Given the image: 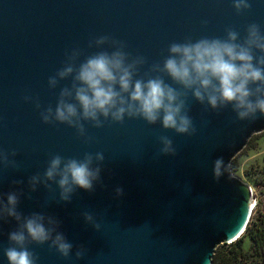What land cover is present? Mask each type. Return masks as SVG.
Wrapping results in <instances>:
<instances>
[{"label": "water", "instance_id": "95a60500", "mask_svg": "<svg viewBox=\"0 0 264 264\" xmlns=\"http://www.w3.org/2000/svg\"><path fill=\"white\" fill-rule=\"evenodd\" d=\"M250 2L248 11L237 13L231 0H0V149L17 153L16 168H0V193L23 190L18 211L54 216L73 245L67 260L47 244L30 245L39 264H212L218 245L241 236L253 209L252 187L231 169V179H215L213 163L222 158L230 165L250 137L264 131V117L239 121L230 107L213 112L189 95L194 135L125 119L99 129L85 123L86 140L65 124L43 123L40 111L55 108L60 89L71 87V78L56 89L47 82L74 48L83 61L112 50L90 48V41H120L132 57L145 58L143 77L162 63L170 43L223 37L229 27L243 37L251 23L264 30V0ZM162 135L173 140L175 155L160 153ZM98 151L104 161L93 191L77 189L65 203L55 184L28 190L29 177L42 174L53 155L82 158ZM117 187L123 189L119 198ZM85 212L99 231L85 222ZM15 228L12 219L0 222V264H7L3 250Z\"/></svg>", "mask_w": 264, "mask_h": 264}, {"label": "clouds", "instance_id": "9594fccd", "mask_svg": "<svg viewBox=\"0 0 264 264\" xmlns=\"http://www.w3.org/2000/svg\"><path fill=\"white\" fill-rule=\"evenodd\" d=\"M231 4L237 13L251 8L250 0H231ZM105 45L112 50L97 51L83 61L78 48L66 54V62L47 83L49 89H56L60 81L71 78V87L60 89L55 108L49 106L40 111L43 123L65 124L86 140L90 138L85 123L99 129L106 121L122 124L125 119H140L148 125L159 124L164 130L191 136L196 128L189 115V95L213 112L230 107L239 121L264 117V30L257 23L248 24L243 37L229 27L223 37L170 43L162 63L152 64L143 77L138 73L145 58L132 57L122 42L100 36L89 43L90 48L97 49ZM25 100L40 108L33 98L26 96ZM159 145L161 154H176L170 137L160 136ZM16 155L15 151L0 149V168H16ZM103 161L100 151L86 152L82 158L53 155L42 174L29 177L28 190L35 192L40 185L51 189L55 184L59 200L68 203L77 189L94 190L101 181ZM212 171L217 180L225 174L232 178L230 165H225L222 158L214 161ZM122 195L123 189L117 187L115 196ZM22 196L23 190L0 193V222L12 219L16 223V228L8 233L10 246L3 250L7 264H39V257L30 250L32 244H47L69 259L73 245L60 230L61 222L43 212L25 215L18 211ZM83 218L100 230L92 214L85 212ZM84 252L81 246L75 258L81 259Z\"/></svg>", "mask_w": 264, "mask_h": 264}, {"label": "rangeland", "instance_id": "374dc122", "mask_svg": "<svg viewBox=\"0 0 264 264\" xmlns=\"http://www.w3.org/2000/svg\"><path fill=\"white\" fill-rule=\"evenodd\" d=\"M235 156L238 167L236 169L230 167L232 173L251 185L255 201L254 207L264 213V187L260 186L261 188L256 189L253 186L257 178L264 181V132L258 134L254 140L251 141L250 146L243 151L241 150ZM261 171L263 174H261ZM230 244L231 242L220 244L216 247L215 251L227 249L231 246ZM243 253L247 256L246 262L248 263L256 262V260L259 259V256H257L256 252L252 249L250 240L247 237L244 238ZM243 260L241 262H243Z\"/></svg>", "mask_w": 264, "mask_h": 264}, {"label": "trees", "instance_id": "16d2710c", "mask_svg": "<svg viewBox=\"0 0 264 264\" xmlns=\"http://www.w3.org/2000/svg\"><path fill=\"white\" fill-rule=\"evenodd\" d=\"M261 133L262 132L253 134L242 151L250 146L251 141ZM235 159L236 156L230 162V167L232 169L238 167ZM261 174H263L262 171ZM261 181L262 179L257 178L253 185L254 188H261L260 186L264 187V181H262L263 183ZM245 237L250 240L252 249L256 252L257 256H259V259L256 260V262H246L247 256L243 253ZM230 245L231 246L227 249H220L214 252L212 264H264V213H262L261 210L255 207L252 209L243 233L236 241L231 242ZM242 260L243 262H241Z\"/></svg>", "mask_w": 264, "mask_h": 264}, {"label": "built area", "instance_id": "2783aa9c", "mask_svg": "<svg viewBox=\"0 0 264 264\" xmlns=\"http://www.w3.org/2000/svg\"><path fill=\"white\" fill-rule=\"evenodd\" d=\"M254 206H255V201H254L253 204H252V208H254Z\"/></svg>", "mask_w": 264, "mask_h": 264}]
</instances>
